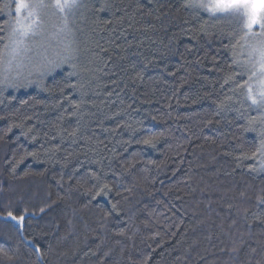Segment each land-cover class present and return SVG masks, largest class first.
I'll return each instance as SVG.
<instances>
[{"label": "trees", "instance_id": "obj_1", "mask_svg": "<svg viewBox=\"0 0 264 264\" xmlns=\"http://www.w3.org/2000/svg\"><path fill=\"white\" fill-rule=\"evenodd\" d=\"M187 3L85 0L70 63L0 85V210L36 213L22 235L0 220L18 264H36L29 240L39 264H264L263 121L225 82L239 34Z\"/></svg>", "mask_w": 264, "mask_h": 264}, {"label": "snow or ice", "instance_id": "obj_2", "mask_svg": "<svg viewBox=\"0 0 264 264\" xmlns=\"http://www.w3.org/2000/svg\"><path fill=\"white\" fill-rule=\"evenodd\" d=\"M186 6L202 10L208 13L209 18H214L218 22L227 23L232 26L233 34H239L236 44L239 45L240 51L236 52V45H233L232 61L239 70L237 73L239 80L230 76L225 82L233 81L235 83L233 92L242 96L244 101L249 102V107L264 117V0H188ZM83 7H85L83 0H15V22L11 23L13 17L11 4L0 5V12L6 11L10 18L7 42L4 43L3 50H0V85L19 88L32 83L42 84L47 73L65 63H70L73 59V49L67 44L62 52L55 53V58L48 57L47 48L43 44L39 45L43 52L37 53L40 57L38 62H33L32 57L27 54L32 51L33 38L45 35V18L49 12L59 16L62 23L57 34H63L70 32L69 19ZM104 7L102 6L100 10L103 11ZM0 31L4 29L0 28ZM4 39L5 37L0 36V41ZM241 56L245 58L241 59ZM26 59L28 63H25ZM71 66L75 67L74 64ZM26 68L30 69L27 76L23 77L26 83H20L23 70ZM33 75L37 77L36 80L31 79ZM69 86L76 87L74 84ZM74 107L79 108V103L74 104ZM254 122L255 118L249 121L250 124ZM261 136L264 137V132H261ZM155 139L149 136L140 142L154 146ZM257 153L264 157V139L261 140L253 156ZM110 191L109 185L104 183L98 187L93 199L107 195ZM256 199L258 204L264 205V195L257 196ZM115 208L116 206L113 205L112 210L114 211ZM15 211L18 214H14L12 202H9L0 210V220L13 222L15 230L22 235L26 218L30 215L35 216L36 213L30 211L26 205L16 208ZM39 211L43 213L45 208L41 207ZM256 219L261 217L258 216ZM117 235L123 236L124 232L120 231ZM28 244L32 246V251L36 255V264H39L46 255L45 251L34 240H29ZM252 251L255 252V249ZM19 252L18 246L15 249L0 247V264H18ZM230 252L234 255L238 254L239 248L233 245ZM143 264H147V260Z\"/></svg>", "mask_w": 264, "mask_h": 264}, {"label": "rangeland", "instance_id": "obj_3", "mask_svg": "<svg viewBox=\"0 0 264 264\" xmlns=\"http://www.w3.org/2000/svg\"><path fill=\"white\" fill-rule=\"evenodd\" d=\"M85 0H83L84 3ZM11 3L14 4L12 11H13V17H12V23L15 22V16H14V12H15V0H11ZM88 3V1L86 2ZM87 4L85 5V7L79 9L76 14L71 17L69 19V29L70 32L67 33H63V34H57L58 30L61 26V20L59 18L58 15H52L51 12H49L48 16L45 18L46 19V33L44 36H37L34 37L32 40V51L30 53H28V56H31L33 59V62H38L40 60V57L37 55L38 52H43V49L39 48L40 44H43L46 48H47V55L52 58L53 55L57 52V49L63 48L65 47V45H72V41H69L68 39L70 37H72L73 33H74V26L75 23H77L80 18V13H82L84 11V8H87ZM77 21V22H76ZM39 41V42H38ZM39 43V45L37 44ZM25 63H28L27 59L25 60ZM30 69L26 68L23 70V76L20 78V81L24 80V76H27L28 71ZM255 110V109H254ZM255 114L257 115V119H261L263 121V124H261V128H260V134L261 132H264V117H262L260 115V113L258 111L255 110ZM264 138V137H263ZM264 157L261 156L260 159V165L261 168L260 170H262V172L264 173Z\"/></svg>", "mask_w": 264, "mask_h": 264}]
</instances>
